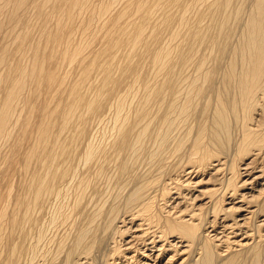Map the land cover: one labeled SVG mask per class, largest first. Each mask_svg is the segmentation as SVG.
<instances>
[{
	"label": "bare ground",
	"instance_id": "1",
	"mask_svg": "<svg viewBox=\"0 0 264 264\" xmlns=\"http://www.w3.org/2000/svg\"><path fill=\"white\" fill-rule=\"evenodd\" d=\"M0 264H264V0H0Z\"/></svg>",
	"mask_w": 264,
	"mask_h": 264
}]
</instances>
